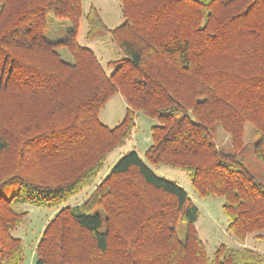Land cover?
<instances>
[{
    "label": "trees",
    "instance_id": "trees-1",
    "mask_svg": "<svg viewBox=\"0 0 264 264\" xmlns=\"http://www.w3.org/2000/svg\"><path fill=\"white\" fill-rule=\"evenodd\" d=\"M119 4L123 21L113 28L94 4L84 14L87 38L110 34L123 50L107 72L78 42L82 0H0V264L23 261L14 233L28 215L22 205L67 202L91 185L137 111L159 120L146 158L182 169L199 195H221L239 241L264 242V173L244 155L251 125L264 168V0ZM50 16L69 22L56 41L45 36ZM116 93L127 109L109 126L99 113ZM198 215L181 185L130 151L82 204L58 210L34 264H264L248 246L221 243L210 255Z\"/></svg>",
    "mask_w": 264,
    "mask_h": 264
},
{
    "label": "rangeland",
    "instance_id": "rangeland-1",
    "mask_svg": "<svg viewBox=\"0 0 264 264\" xmlns=\"http://www.w3.org/2000/svg\"><path fill=\"white\" fill-rule=\"evenodd\" d=\"M91 4L99 8L107 25L113 28L123 21L119 0H82L83 15L80 19V26L78 29V42L91 48L96 53L107 72H110L112 67L108 66L107 62L111 59L123 56V50L117 45L110 34L96 38L86 37L87 24L84 14ZM48 22L49 24L45 36L49 40L56 41L65 36L69 28L67 19L50 16ZM126 109L127 103L125 98L121 93H116L107 101L104 107H102L99 118L103 123L114 126L124 118ZM135 122L136 125L130 137L108 154L103 169L91 185L86 186L76 195L72 196L67 202L48 201L40 206L32 204L22 205V208L28 211V215L24 222L14 231L15 235L22 238L24 244V256L21 264H34L37 242L45 226L55 216L58 210L65 205L73 206L82 204L93 191L94 185L101 181L102 176L106 175L113 165L123 155L130 151H137L153 168L156 174L178 183L189 193L199 208V215L195 227L200 237L205 242L210 255L213 254L221 243H226L236 248L248 246L264 253V242L261 239L255 238L254 235L251 234L245 242H242L229 230V221L223 210L224 198L221 195H199L195 193L188 175L182 169L166 164H153L146 158L145 152L152 142L151 128L153 125L159 124V120L154 117H149L141 111H137ZM215 136L221 148H231L230 136L220 127L215 129ZM254 141L253 128L251 125H247L245 134L246 149H244V155L246 156L247 163L255 168L257 173L263 174L264 168L253 154L252 145ZM91 212H100V209L94 208Z\"/></svg>",
    "mask_w": 264,
    "mask_h": 264
},
{
    "label": "crops",
    "instance_id": "crops-1",
    "mask_svg": "<svg viewBox=\"0 0 264 264\" xmlns=\"http://www.w3.org/2000/svg\"><path fill=\"white\" fill-rule=\"evenodd\" d=\"M104 176H105V175H103L102 177H104ZM96 184H98V183H96ZM96 184H95V185H96ZM95 185H94V186H95ZM93 188H94V187H93Z\"/></svg>",
    "mask_w": 264,
    "mask_h": 264
}]
</instances>
